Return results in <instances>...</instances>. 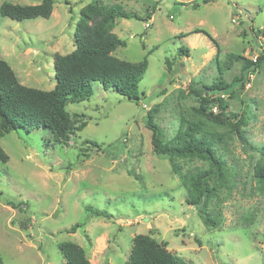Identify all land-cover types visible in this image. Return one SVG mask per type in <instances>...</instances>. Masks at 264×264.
<instances>
[{
	"label": "rangeland",
	"instance_id": "rangeland-1",
	"mask_svg": "<svg viewBox=\"0 0 264 264\" xmlns=\"http://www.w3.org/2000/svg\"><path fill=\"white\" fill-rule=\"evenodd\" d=\"M4 1L40 2L0 0V5ZM54 1L48 18L0 15V58L22 83L44 90L56 84L55 54L75 49L80 11L94 0ZM100 1L145 17L117 18L114 28L126 41L113 52L116 57L132 62L148 57L141 98L130 100L93 81L91 98L68 105L72 130L66 137L40 127L12 130L0 139L10 156L0 164L3 264H68L58 247L62 241L82 246L93 264H127L138 234L165 243L186 264H264V184L254 173L257 147L264 146V60L227 97V113L247 118L241 129L251 144L229 126L218 127L230 136L222 152L233 167V182L210 203L215 226L206 225L186 202L180 175L168 156L154 151L147 125L150 111L169 140L183 115L219 113L217 102H204L190 85L203 88L240 76L243 60L230 54L264 55V0ZM181 46L189 54L179 52ZM177 165L186 173L207 163L181 159ZM98 210L106 215H95ZM77 223L82 226L69 231Z\"/></svg>",
	"mask_w": 264,
	"mask_h": 264
},
{
	"label": "trees",
	"instance_id": "trees-1",
	"mask_svg": "<svg viewBox=\"0 0 264 264\" xmlns=\"http://www.w3.org/2000/svg\"><path fill=\"white\" fill-rule=\"evenodd\" d=\"M211 0H203L204 3ZM54 0H40L36 4H19L4 1L0 5V15L16 20L48 18L54 9ZM194 3L193 6H198ZM148 18L152 16L148 13ZM117 18L145 19L136 12L126 10L120 4H106L94 0L80 11L74 32L75 49L66 54L56 53L54 66L56 84L50 90L28 86L22 83L13 67L0 58V139L12 130L24 128L33 130L48 127L55 136H67L72 130L68 105L91 98L93 81H99L104 88L117 91L130 100L139 101V84L143 79L149 60L132 62L116 57L113 52L126 45L114 31ZM147 18V17H146ZM202 32L213 39L210 33ZM215 40V39H214ZM179 52L189 54V48L181 46ZM235 60H243L241 75L231 82L220 78L211 84H201L206 89L192 83L190 91L204 102H217L219 113L207 114L191 119L182 116L177 133L169 140L155 121L152 112L147 114V125L152 130L154 151L170 159L172 170L180 175V183L187 190L186 202L194 205L204 223L218 224L217 218L209 212L210 203L219 197L220 188L230 187L233 182V167L225 159L222 148L228 144L227 136L218 130L219 126H229L247 145L248 137L241 129L247 118L238 113H227V97L243 86L250 74L256 71L264 60L261 53L255 59L239 54H230ZM86 122L83 123V127ZM98 145L97 141H90ZM253 146V145H251ZM256 148L255 146H253ZM260 159L254 168L257 181L264 184V146L257 147ZM9 154L0 143V164L9 161ZM181 159H200L207 163L204 168L181 172L177 162ZM95 215H106L98 210ZM81 223L73 225L69 231L75 232ZM58 247L68 264H93L86 250L73 241H62ZM4 260L0 254V264ZM127 264H186L176 253L169 251L165 243L158 242L149 234H138L133 239L131 254Z\"/></svg>",
	"mask_w": 264,
	"mask_h": 264
}]
</instances>
